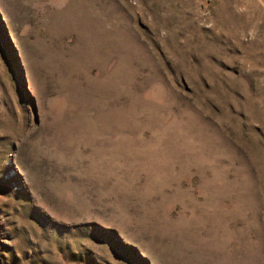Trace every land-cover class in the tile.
<instances>
[{
    "label": "rangeland",
    "instance_id": "rangeland-1",
    "mask_svg": "<svg viewBox=\"0 0 264 264\" xmlns=\"http://www.w3.org/2000/svg\"><path fill=\"white\" fill-rule=\"evenodd\" d=\"M0 264H264V0H0Z\"/></svg>",
    "mask_w": 264,
    "mask_h": 264
}]
</instances>
